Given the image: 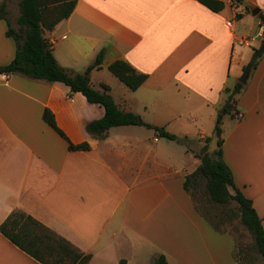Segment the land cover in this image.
I'll use <instances>...</instances> for the list:
<instances>
[{
  "label": "crops",
  "instance_id": "crops-1",
  "mask_svg": "<svg viewBox=\"0 0 264 264\" xmlns=\"http://www.w3.org/2000/svg\"><path fill=\"white\" fill-rule=\"evenodd\" d=\"M219 1L225 9L216 13L199 0H78L70 18L45 35L60 66L74 75L104 51L101 68L90 74L93 86L107 85L120 109L196 146L204 147L214 129L216 146L211 139L209 148H218V115L232 101L223 118V159L264 227V55L244 95L231 98L250 61L237 56V39L264 32L258 18L264 0L238 7ZM1 3L18 30L20 0ZM8 29L0 19V67L17 54ZM119 60L147 76L138 90L109 75ZM46 109L71 143L87 142L90 150L71 151L44 121ZM104 115L62 83L0 74V226L22 211L91 255L89 264H154L160 255L169 264H238L233 236L216 231L185 190L186 177L201 164L196 154H176L141 126L115 127L102 138L89 134L87 125ZM0 264L41 263L0 232Z\"/></svg>",
  "mask_w": 264,
  "mask_h": 264
},
{
  "label": "trees",
  "instance_id": "trees-1",
  "mask_svg": "<svg viewBox=\"0 0 264 264\" xmlns=\"http://www.w3.org/2000/svg\"><path fill=\"white\" fill-rule=\"evenodd\" d=\"M77 1L20 0L18 30L12 28L7 18L5 3H1L0 19L8 22L9 29L7 35L15 41L17 54L9 65L0 67V74H22L37 81H45L51 84L62 83L70 88L71 94L81 93L89 103L100 105L105 110L104 117L87 125L88 133L95 137H105L108 131L115 127L141 126L154 130L159 137L186 146L190 141L187 137L179 138L167 132L164 128L146 123L141 116L135 113L120 109L109 93L110 88L107 85H102V90L94 88L90 74L94 69L101 68L105 56L104 51L98 55L94 64L83 74L74 75L60 66L54 55V46L46 38L45 34L47 31H53L58 24L70 18L76 8ZM199 2L216 13L225 9L223 1L199 0ZM244 3L245 0H232V6L235 7ZM246 7L249 13L252 8ZM237 17L239 19L242 18L241 15H237ZM258 18L260 19L261 26L264 28V14H259ZM262 42H264V38ZM254 50L256 51L257 49L255 48ZM263 55L264 53L260 58ZM257 63L258 61L255 63L253 69ZM109 70L133 91L138 90L147 79L146 75L138 73L124 60L112 63L109 66ZM244 87L241 83H238L234 87L231 91L232 100L233 96L240 94ZM233 108L234 105L230 101L224 113L218 115L215 127L218 148L212 155L208 154L210 138L206 139V145L198 156L201 164L195 172L186 177L184 187L194 199L196 209L218 232L224 233L228 231L222 230L218 224L212 222L201 211L197 205V198L194 191H192V187L198 186L202 180H205L206 192L211 203L220 206H227L232 202L237 203L239 222L251 234L258 254L264 259V227L262 219L254 208L253 201L247 198L235 185L232 171L223 159V118ZM43 118L50 127L68 141L71 151L90 150V145L87 142L78 145L71 143L65 133L59 128L54 114L49 109L44 111ZM0 232L19 249L41 264H89L92 259L91 255L82 253L71 242L22 211L13 212L0 226ZM235 251L236 240L234 258L238 264H241ZM154 264L169 263L165 255H160L155 259Z\"/></svg>",
  "mask_w": 264,
  "mask_h": 264
},
{
  "label": "rangeland",
  "instance_id": "rangeland-1",
  "mask_svg": "<svg viewBox=\"0 0 264 264\" xmlns=\"http://www.w3.org/2000/svg\"><path fill=\"white\" fill-rule=\"evenodd\" d=\"M230 11V10H229ZM229 11H227L229 13ZM243 31V30H242ZM245 32V31H243ZM242 35H246L245 33H241ZM254 48L258 49L261 46V41L254 43ZM237 56L244 55L249 60L253 57V47H241L237 46ZM250 62V61H249ZM248 65V64H247ZM246 65V66H247ZM258 66V65H257ZM255 66V67H257ZM256 69V68H255ZM255 69L252 73L255 72ZM244 73V72H243ZM243 73L240 74V79L243 76ZM111 77L113 74H109ZM252 75V74H250ZM239 79V80H240ZM252 77L250 76L247 83L243 84L246 89L251 83ZM241 83V82H240ZM95 88V87H94ZM97 89V88H95ZM243 89V90H244ZM99 90V89H98ZM243 92V91H242ZM244 93V92H243ZM243 93L234 95L235 101H238ZM240 108V107H238ZM225 108L221 109L220 114L223 113ZM139 131L143 133H147L149 135H157L156 132L149 128H138ZM214 130V129H213ZM213 130L208 135L211 141V147L216 146V140L213 135ZM162 143L170 147L171 151L175 152L176 154H184L187 150L192 151L198 157L202 153L203 146H196L195 142H188L186 146L181 145L177 142H169L167 139L160 137ZM190 139L197 140L198 137L195 133L190 137ZM204 145V144H202ZM214 151H211L209 148L208 154L212 155ZM192 191H194L196 198H197V205L201 209V211L209 217V219L218 224L219 227L224 230L228 231L236 240V255L238 256V260L241 264H264V259L258 254L253 237L251 234L240 224L239 219L237 217L238 213V205L235 202L227 206H220L217 204H213L209 201L207 192H206V181L202 180L198 186L192 187ZM205 223V222H203Z\"/></svg>",
  "mask_w": 264,
  "mask_h": 264
},
{
  "label": "water",
  "instance_id": "water-1",
  "mask_svg": "<svg viewBox=\"0 0 264 264\" xmlns=\"http://www.w3.org/2000/svg\"><path fill=\"white\" fill-rule=\"evenodd\" d=\"M259 13V10H254L252 12L253 15H257ZM264 53V42H262L261 46L255 51L252 59L250 60V62L248 63V65L246 66L243 76L240 79L241 84H246L250 74L253 70V67L255 65V63L258 61V59L260 58V56Z\"/></svg>",
  "mask_w": 264,
  "mask_h": 264
},
{
  "label": "built area",
  "instance_id": "built-area-1",
  "mask_svg": "<svg viewBox=\"0 0 264 264\" xmlns=\"http://www.w3.org/2000/svg\"><path fill=\"white\" fill-rule=\"evenodd\" d=\"M227 26H228V28L231 31H234V25H233L232 21L227 22ZM263 38H264V32L259 34V35H257V36H253V37H241V38L237 39V45H239L241 47H251L258 40L262 42ZM236 118L237 119H242L243 118V114L236 113Z\"/></svg>",
  "mask_w": 264,
  "mask_h": 264
}]
</instances>
